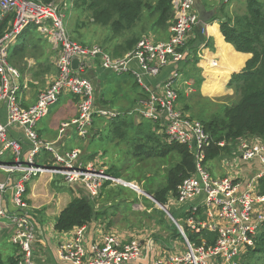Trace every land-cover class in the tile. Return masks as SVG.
Returning a JSON list of instances; mask_svg holds the SVG:
<instances>
[{
    "label": "built area",
    "instance_id": "1",
    "mask_svg": "<svg viewBox=\"0 0 264 264\" xmlns=\"http://www.w3.org/2000/svg\"><path fill=\"white\" fill-rule=\"evenodd\" d=\"M231 1L219 0L226 4ZM195 2L173 0L174 18L167 41L145 34L133 51L115 58L98 45H83L71 39L66 25L68 2L63 7L56 2L0 0V22L14 16L11 28L0 39V171L6 173L0 181V219L12 229L10 241L18 249L17 264H39L35 251L38 218L27 197V188L34 179L43 175L59 177L69 185L85 188L96 202L107 183L142 194L136 183L108 174L99 158L83 160L80 148L59 151L55 144L43 141L37 131L38 123L63 95L77 99L78 116L61 123L60 138L73 131L77 138L88 139L97 116L114 120L124 115L120 110L100 109L97 105L95 84L90 78L97 65L110 74L130 73L146 96L139 100L134 114L150 121L153 132L164 143L186 145L195 157V172L170 198L183 229L178 225L186 250L169 254L164 243L139 238L126 241L116 233H101L103 227L97 228L99 237L89 245L87 226L68 232L71 234L61 243L59 257L71 264H239L254 247L264 224V195L257 187L264 177V141L246 137L219 143L217 146L225 152L207 161V154L215 148L210 134L200 121L178 108L181 71L176 69L164 79L162 76L169 67L179 66L186 59L188 43L199 24ZM30 26L54 46L57 75L35 104L24 107L22 95L28 84L20 69L10 62V50ZM75 59L80 60L77 70L72 66ZM14 131L19 133L15 135ZM23 144L28 146L26 152ZM242 162L258 166L252 178L241 174ZM209 163L219 166L215 175ZM188 233L196 238L190 240Z\"/></svg>",
    "mask_w": 264,
    "mask_h": 264
},
{
    "label": "rangeland",
    "instance_id": "2",
    "mask_svg": "<svg viewBox=\"0 0 264 264\" xmlns=\"http://www.w3.org/2000/svg\"><path fill=\"white\" fill-rule=\"evenodd\" d=\"M55 1L63 7L65 2H68L67 31L71 39L88 46L98 45L112 56L123 54L124 48L121 45H124L128 39L135 38L136 36L142 37L147 33H151L156 38L167 34L164 27H159L160 25L154 26L152 19L157 16L149 17V12L147 10L144 12L143 21L137 24L136 27L116 31L112 25L114 19L102 18L97 20L86 6L81 4L76 5L74 0ZM258 1L264 11V0ZM207 2L210 6L213 5V7L217 8V15L220 17L219 0H207ZM246 11L247 0H232L230 3L226 4V12L229 15H239ZM24 38L28 39V44H26V48L28 49L18 57L12 55L10 62L18 68V62L24 61L28 66L27 69L25 68V71H27L29 69L28 62L31 61L32 58H36L35 54L30 50L34 48L35 40L39 38V35L35 32L34 28H30L19 37L18 43L23 42L22 40ZM135 47L136 46H134L132 50L124 53V55H120L118 58L130 53ZM12 51L13 48L10 52ZM187 67H193V65ZM188 71L184 73L183 69L181 70L182 76L179 82L181 83V88L178 90L179 109L199 121L201 119H208L215 113L221 112L223 107L232 105L228 102L231 99L227 102H222L221 99L213 100L215 98H205L199 95L201 85H197L199 79H196L200 76L199 71L194 67L188 69ZM36 73L37 72H33L32 75L34 76ZM104 81L106 82L103 83L101 88L96 86L97 105L100 109L111 108L113 110H120L118 108L121 106L127 109L133 106V104H131L133 102L137 105V101L142 97V89L130 73L109 74L107 78H104ZM185 81H187L186 84ZM102 96H105L110 101L107 99V101H105ZM238 96L239 94L236 93L234 98ZM64 99V97L59 99V102L51 107L49 115L42 120L41 124L47 123L55 115L56 111H59L60 105ZM127 99L134 101L130 102L127 101ZM134 108L135 107H133V109ZM133 109L126 114L127 119L133 120V128L131 125L125 124L120 130H117L116 127L114 128V126L111 125V120L97 116L96 125L92 133L97 135L88 139L73 138V140L69 142V146L72 148H80L84 154L83 160L89 159L93 154L97 156V154L103 153L104 157L106 156L105 161L108 169H119L122 175L121 179L136 183L143 191L154 194L166 183L168 172L170 168L179 161V156L174 152L165 156L158 153H149L145 155L134 154L135 141H144V135L149 131L152 124L137 113L134 114ZM128 123H130V121H128ZM139 129H142V133H139ZM43 156L45 157L46 155ZM208 167L213 175H215L219 166L216 163H209ZM225 171L226 168H223L222 172ZM111 187L117 190V194L119 195L112 207L115 209V218L112 225L117 229V233L125 237L126 241L135 238L141 240L148 239V241H152L154 244L160 242L164 243L165 250L169 254L185 252L184 239L176 234L174 230L175 225L168 213L145 195H139L128 187H124L123 185ZM54 190L59 192V188H54ZM79 192L87 195V191L83 187L79 188ZM110 197H115L114 192H111ZM168 206L171 212H174L171 200H169ZM46 220L47 223H52L48 221V219H44V221ZM175 245L178 246V249L175 248ZM0 253L5 259H8L10 256L15 255V246L5 238L0 243Z\"/></svg>",
    "mask_w": 264,
    "mask_h": 264
},
{
    "label": "trees",
    "instance_id": "3",
    "mask_svg": "<svg viewBox=\"0 0 264 264\" xmlns=\"http://www.w3.org/2000/svg\"><path fill=\"white\" fill-rule=\"evenodd\" d=\"M37 1L45 4L56 2L55 0ZM74 1L76 5L81 4L86 6L97 20L102 18L114 19L112 25L116 31L136 27L137 24L143 21L145 10L149 12V17L157 16L152 19L154 26L160 25L159 27H164L166 31L171 26L174 18L173 0ZM219 9L221 16L218 17V15H216L212 22L219 20L221 32L226 42L232 44L237 51L249 53L252 57L247 61L245 68L241 72L235 73L232 76L229 84V86L234 88L235 92L239 94V100L232 105L223 107L221 112L215 113L212 117L199 120L203 124L205 130L210 134L215 145L214 150L207 154V161L218 158L225 152V150L217 146L219 143L237 142L246 137H258L264 141V11L258 0H247V11L239 15H229L226 12V3H220ZM13 18L14 16L10 15L0 22V39H2L11 28ZM30 28H34L35 32L38 33L35 26H30L26 30ZM38 35L40 36L39 33ZM140 39L141 36L128 39L124 45H121L124 48V52L120 55L122 56L124 53L132 50ZM200 39L198 35L196 40H192L188 43L186 59L183 62L185 65L181 67L180 71L183 69L184 73H186L189 69L187 66L192 65L195 69L199 70L197 64L200 62ZM22 41L21 43H17L13 48L11 56H18L26 50L28 39L24 38ZM193 67H190V69ZM90 78L92 79L91 75ZM196 79H199L197 82L199 84L203 82L201 76ZM141 96V99L146 97L144 94ZM178 106H180L179 103ZM126 114L127 112L111 120V125H113L114 128L116 127L117 130H120L125 124L131 125L133 128V120L127 119ZM189 116L195 119L191 115ZM127 120L130 121V123H128ZM95 125L96 119L94 128ZM141 130L139 129V133H142ZM171 152L179 156V161L170 168L164 186L154 193L157 200L167 206L170 198L176 196L179 187L185 179L192 176L195 172V157L186 145L179 143L169 145L164 143L162 139L153 132V124L144 135V141H135V155L158 153L165 156ZM95 155L96 154H93V156L90 157L91 159L89 158L87 160L94 159ZM107 172L111 174V176L121 179L122 175L119 169L109 168ZM109 186V183H107L103 191ZM257 187L259 193L264 195V177L259 180ZM111 192H114V198L110 197ZM118 196L117 190L115 189L106 191L107 199L116 200ZM97 203L99 202L91 199L88 194H83L80 198H74L60 213L55 224V230L58 233H68L76 228L89 226L93 221L98 220L102 214L97 211ZM173 214L176 216V213L173 212ZM174 228L176 234L181 237L176 225ZM188 238L194 240L196 236L188 233ZM17 252L18 249L15 247V255L10 256L8 259H5L0 253V264H17ZM239 264H264V224L255 238L254 247L250 248L241 257Z\"/></svg>",
    "mask_w": 264,
    "mask_h": 264
},
{
    "label": "crops",
    "instance_id": "4",
    "mask_svg": "<svg viewBox=\"0 0 264 264\" xmlns=\"http://www.w3.org/2000/svg\"><path fill=\"white\" fill-rule=\"evenodd\" d=\"M200 2L203 3L208 10L217 9L213 7V5L210 6L208 4L209 1L207 2V0H200ZM170 27L167 29V34L165 36L157 38L154 36V38L157 41H167L170 38ZM197 35L198 34L196 33L192 40H196ZM30 51L35 54L36 58H32V60L28 62L29 69L27 71H25V68L27 69L28 67L27 64H25L24 61L18 62V68L20 69L25 81L28 84V88L22 95V104L24 107H30L35 104L38 99V95L52 83L57 75L55 61L58 54L54 46L47 40L45 36L43 37L40 35L39 38L35 40L34 48ZM199 52L200 62L197 64V66L199 69V74L203 79L202 83H197V85H201L199 95L205 98H215L213 100L221 99L222 102H227L229 99H231L228 102L231 104L236 103L239 100V96L234 98L236 94L235 89L230 87L229 84L231 82L232 76L235 73L241 72L245 68L247 61L251 59L252 55L249 53L239 52L232 44L226 42L225 37L221 32L220 23L218 20L208 24L205 31V40H201ZM21 54H23V52ZM183 65L185 64L182 63L179 66L176 65L169 67L163 73V79L175 72L176 69L180 70ZM188 68L190 69V67ZM33 72L37 73L33 76ZM109 74L110 73L103 70L100 65L95 67L91 73V77L95 84V90H97L96 86L101 88L103 83L106 82L104 81V78H107ZM186 83L187 81H185V84ZM180 84L181 83H179L178 90L181 88ZM63 97L65 99L60 105L59 111L57 110L55 115L47 123L41 124L42 121H40L37 125V131L43 141L55 145L58 144L59 148L57 150L59 151L72 149V147L69 146V142L73 140V138H77L73 131H69L68 135H66L64 138H60L59 136L61 123L64 121L69 122L78 116L77 99L72 95L61 96L60 99ZM102 98L105 101H110L105 96H102ZM127 101L133 102L134 100L127 99ZM138 102L139 101H137V105ZM131 104H133V106H131L132 108L130 107L125 109L123 106H121L118 109H120V111L125 114L126 112L131 111L133 107L137 106L135 105V102ZM18 133V131L13 132L15 135ZM96 135L97 134H91V137ZM23 146L24 151L26 152L28 146L26 144H23ZM105 157L103 153H100L94 158H99L105 169L108 170ZM86 161L91 160L86 159ZM240 167L241 174L246 179H250L255 175V172L257 171L255 167L258 166L255 165V167H253L252 165L242 162ZM5 175L6 173L0 171V181L5 178ZM54 188H59V192H56ZM79 188V185H69L62 181V179L59 177L53 178L48 175H43L39 178H36L29 184L27 188L28 202L34 208L39 224V241L35 245L36 261L39 264H71L59 257V247L71 233H58L55 230V224L60 213L67 207V205L74 198H80L83 195L79 192ZM110 189L113 188L109 186L105 188L104 191L102 190V193L100 194V198L98 200L99 203H97V211L102 213L100 218L93 221L87 227L86 238L89 245L97 241L99 237V230L97 229L98 227H103V229L100 230L101 233H116L120 235L117 233V229L113 227L114 225H112V222L115 218V209L112 207L114 206L116 200L107 199L106 191ZM44 219H48V221L52 223H47V220L44 221ZM11 235L12 229L9 224L3 219H0V243L5 238L11 243ZM120 236L125 239L123 235Z\"/></svg>",
    "mask_w": 264,
    "mask_h": 264
},
{
    "label": "water",
    "instance_id": "5",
    "mask_svg": "<svg viewBox=\"0 0 264 264\" xmlns=\"http://www.w3.org/2000/svg\"><path fill=\"white\" fill-rule=\"evenodd\" d=\"M195 9L198 13L199 16V24H198V28H197V34L200 36L201 40H205V31L206 28L208 26L209 23L212 22V20L215 18V16L217 15L216 10H208L206 8V6L200 2V0H196L195 2ZM80 65V60L79 59H75L72 62V66L74 70H77L79 68ZM54 148L58 149L59 145H53ZM143 195H145L146 197H148L149 199H151L153 202H155L162 210H164L166 213H168V215L170 216L172 222L176 225V227H178V225L181 227V223L176 219V217L174 216L173 212H171V209L169 206L164 205L162 203H160L157 200V197L155 194H150L146 191H142L141 192ZM183 230V229H182Z\"/></svg>",
    "mask_w": 264,
    "mask_h": 264
}]
</instances>
